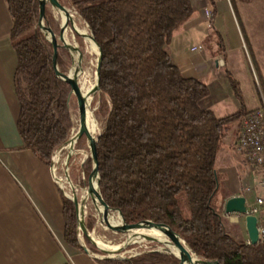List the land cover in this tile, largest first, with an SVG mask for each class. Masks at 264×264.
<instances>
[{
	"label": "trees",
	"instance_id": "obj_1",
	"mask_svg": "<svg viewBox=\"0 0 264 264\" xmlns=\"http://www.w3.org/2000/svg\"><path fill=\"white\" fill-rule=\"evenodd\" d=\"M5 1L17 57L18 133L23 148L49 166L54 150L71 132L72 88L54 71L53 46L38 26L39 1ZM67 1L89 26L102 52L93 103L103 121L98 170L107 204L119 208L127 223L152 220L175 227L200 259L264 264L262 243L237 240L215 203L221 186L215 168L221 144L231 126L240 128L249 113L237 84L229 76L240 108L217 117L200 105L210 93L208 86L183 76L165 48L192 18V0ZM44 23L58 35V22L46 9ZM56 63L60 72L67 73L66 48L57 49ZM61 195L64 239L82 249L74 204ZM86 225L89 228L92 222ZM175 260L173 254L154 248L124 258L96 259L99 264H174Z\"/></svg>",
	"mask_w": 264,
	"mask_h": 264
},
{
	"label": "crops",
	"instance_id": "obj_2",
	"mask_svg": "<svg viewBox=\"0 0 264 264\" xmlns=\"http://www.w3.org/2000/svg\"><path fill=\"white\" fill-rule=\"evenodd\" d=\"M237 8L239 29L243 26L247 31L246 37L253 53V72L243 77L245 90L238 83V91L245 100L244 110L250 112L264 108V38L258 32L264 29V0H237ZM214 11L212 19H209L211 31L208 26L204 31L200 28L206 20L199 14L195 16V7L188 21L189 30L199 28L201 38L204 37L203 32L207 33V43L201 38L197 42H186L184 38L190 33L184 26L165 48L183 76L197 78L208 86L210 93L200 101V105L212 110L217 117H223L224 104L230 97L237 100L229 76L235 82L237 79L231 70L233 49L226 46L215 28L213 22L217 7ZM11 25L6 1L0 0V264H99L96 261L98 257L65 241L61 195L65 193L54 179L50 165H45L32 151L23 148L17 129L19 103L14 89L17 57L9 38ZM211 32L218 35L216 43L220 50H208L212 42ZM198 46L202 48L191 51ZM219 51L223 54L222 64L217 58ZM234 51H237V63L246 66L248 59L242 45L236 44ZM239 131L240 128L236 127L233 134L224 138L215 166L221 177L223 194L217 204L223 215L224 204L231 197L243 196L248 205L257 197L264 201V169L251 164L245 154L238 151ZM245 188H250V191H245ZM239 189L243 192L240 193ZM259 218L264 220V204ZM236 222L240 230L245 229L244 217Z\"/></svg>",
	"mask_w": 264,
	"mask_h": 264
},
{
	"label": "water",
	"instance_id": "obj_3",
	"mask_svg": "<svg viewBox=\"0 0 264 264\" xmlns=\"http://www.w3.org/2000/svg\"><path fill=\"white\" fill-rule=\"evenodd\" d=\"M39 1V9H40V16L38 21V26L40 27L41 31L45 35L46 39L52 44L53 46V54H52V65L56 75L61 78L62 80L67 81L71 85V94L75 98V106L77 111V117L79 121V128L76 132H72V134L68 137V139L56 150L54 153L50 168L54 174V167L56 162V155L58 152L62 150L67 151V155L64 161V177L66 182L69 184L71 195L65 193V196L70 199L75 207V214H76V222H77V229L80 233L84 236L89 238L91 241L92 236L87 231L85 223H84V216L86 209H90L98 218H104L110 226L105 227L104 229H109L113 231H122V232H147V231H156L162 234H169L172 233L175 235V247L173 250H166L162 249L160 251L173 254L176 258L174 264H220L216 260H203L200 259L197 255H195L183 239L180 232L173 226L158 221L152 220H141L134 223H127L124 220V217L119 208L110 207L106 199L100 190V175L98 170L99 165V140L101 131L97 125L92 124L91 129L94 131V141H90L88 133L84 131V124L88 120V116L83 109V102L85 99V95L82 92L81 86V77L84 72L83 68V55L80 47V38L85 39V36L88 35L94 43L95 46V53H96V76L95 81L89 91L88 96H92L93 93L99 91V84H100V74H101V64H102V52L101 48L98 43L95 41L93 34L88 31L80 30L73 22L74 14L73 12L64 5L60 0H48V3L53 6V8L57 11L59 15V34L56 35L54 31L49 27L46 26L44 23L45 18V6L42 4L41 0ZM77 14V13H75ZM89 29V26L86 24ZM45 30L51 35V38H48L46 35ZM66 33H69L71 42L66 39ZM59 47L66 48L71 57L69 71L67 73H62L58 70L57 63H56V55L57 49ZM85 136L88 143V151L81 150L80 153L83 155V159L90 158V166L87 167L86 171L83 172V179L87 180L86 185L83 187V192L80 197L77 196L76 193V186L72 183L68 168H69V160L72 155L77 153L75 149L76 143L78 140ZM84 160L81 161L83 164ZM54 179L63 189L62 180L56 177L54 174ZM91 193H94L101 201L102 207L95 206L91 197ZM90 200V203L88 202ZM110 210L118 212L120 215L119 218H115L111 216ZM237 213L243 215L245 218V229L247 232V238L251 244H257L259 242L258 236V228L257 222L258 218L255 215L251 214V207L247 204L246 198L243 196H234L229 198L224 204V214H232ZM151 241H155L158 243H162L156 238H148ZM94 242V241H93ZM125 245V244H124ZM123 245V246H124ZM82 248L88 252V249L82 245ZM101 251L107 253V255L99 257V259H107V258H124L122 256H117V249H113L112 251H107L99 247ZM186 259V262H184Z\"/></svg>",
	"mask_w": 264,
	"mask_h": 264
},
{
	"label": "rangeland",
	"instance_id": "obj_4",
	"mask_svg": "<svg viewBox=\"0 0 264 264\" xmlns=\"http://www.w3.org/2000/svg\"><path fill=\"white\" fill-rule=\"evenodd\" d=\"M60 1L73 12L77 27L80 30L85 29L88 32H90L85 22L78 16V14H75L76 13L75 10L68 5V1L67 0H60ZM192 1H193L195 10H196L195 16L199 14V17L203 16V18L206 20V23L202 24L200 27L201 29H203V31L207 29V26L208 28H210V31L212 30V25H209V19H212V17H210V12H212V15H213L216 12L214 10L217 7V13L214 17L215 19H214L213 24L215 28L221 33L226 46H230L233 49V52H231L230 54L231 63H232L231 65L232 66V69H231L232 76L237 79V82H236L237 88H239V85H238L239 83L241 84L242 89L245 90L244 88H246V84L244 82L245 79L243 77L247 73L249 75L251 74V71L253 72L254 64H253V53L249 45V41L247 40V37H246L247 31L244 30L243 26H241V29H239L240 27L238 23L239 20H238L237 0H192ZM45 9L56 19L60 27L59 15L57 11L53 8V6L47 3V5L45 6ZM188 25H189V22L188 24L185 25V30L188 29V32L190 34H187L188 36H185L184 38L185 41L186 42H197V40L202 37V36H199L200 29L195 28L193 30H189L191 29V27H188ZM241 32H242V35H241ZM258 32L260 34V37L264 38V29H259ZM203 33H204V37L201 38L200 40L202 42L207 43L209 41V37L205 36L207 33L205 32ZM211 33H212L211 35L212 42L210 45H208V50H211V49L220 50L216 43L217 39H219L218 35L215 34L214 32H211ZM243 38L246 42V45L244 44ZM66 39H68L71 42L69 33H66ZM236 44L240 46L242 45L243 53H245L248 59V64L246 62V66L241 65L240 63H237L236 61L237 51H234ZM80 47H81V51L83 55V68H84V72L81 77V80H82L81 83L84 82V84L87 83V85L90 84L92 86L95 81V76H96V53L89 48L87 41H85V39L83 38H80ZM217 58H218L219 64H222L223 54L220 51L218 52ZM70 61H71V57H70ZM68 71H69V68H68ZM96 93L97 92L93 93L91 96L90 112L96 122V125L101 131L103 121L100 118V116L96 114L98 104L93 103ZM243 100H244V97H243ZM239 106L240 105H239L238 100H235L230 97V99L226 102V104H224L223 111L221 114H224V116L227 114H232L233 112L236 111L237 108L238 109L240 108ZM70 107H71V120L73 124L71 128V132H70V135H71L74 127H76L75 122L76 120H78V117L76 118L77 111H76V106H75V98L73 95H72V99L70 102ZM235 128H236V125L235 124L232 125L229 134H233L234 133L233 131ZM82 137H84L83 138L84 143L82 144L78 143L81 138L76 143L75 149L77 150V153L71 156L69 160V168H68L69 177L72 183L76 186V193L78 197H80V195L82 194L83 187L87 183V180L83 179V172H85L87 167L90 166V158L88 157L86 159H83L84 157L82 153H80L81 150L88 151L87 139L84 135ZM58 148L54 150L52 157ZM66 155H67V151L65 149L58 152L56 155L54 174L58 178H62V179L64 178L63 168H64V161H65ZM52 157H51V160H52ZM82 160H84L83 164L81 163ZM63 191L66 194L71 192L70 188L68 187L66 183H63ZM222 194H223V190L220 188L216 196L215 203L218 201V199H220ZM88 202L90 203V200ZM114 216L115 218H119V216L115 213H114ZM88 221L92 222V226L89 228L86 225ZM84 223H85L87 231L91 234L92 237L102 241V243L108 246L109 249L117 248L118 250L117 256L129 257V256L139 253L141 250L150 249V248L159 249V250L163 249V246L161 245V243H159V245H155V241H151L148 238H144L141 236L137 237L136 235L129 233V232H122V231L120 232V231L104 229L105 227L110 226V224L106 221H100L98 216L95 215L90 209H86L85 216H84ZM227 227H228V231L231 234H233V236L237 240L239 241L247 240L246 230L245 229L240 230L237 222H230L228 220ZM76 235H77V239L80 245L85 246L88 249L89 253L92 254L94 257L99 258V257L107 255L106 252L101 251L99 249L98 245H96L93 241H91L89 238H87L86 236H84L82 233L79 232V230L77 229V222H76Z\"/></svg>",
	"mask_w": 264,
	"mask_h": 264
},
{
	"label": "built area",
	"instance_id": "obj_5",
	"mask_svg": "<svg viewBox=\"0 0 264 264\" xmlns=\"http://www.w3.org/2000/svg\"><path fill=\"white\" fill-rule=\"evenodd\" d=\"M210 17H212V12H210ZM201 48L202 46L193 47L191 51ZM237 149L245 154L246 159L251 164L264 169V108L252 110L243 118L237 138ZM244 190L249 192L250 188H245ZM239 191L242 193L243 189H239ZM263 204L264 201L257 197L254 202L249 205L251 207V214L258 218L257 228L259 242H261L264 247V220L259 218ZM224 216L230 222H236L238 218L244 217L237 213L224 214ZM246 243H250L248 238Z\"/></svg>",
	"mask_w": 264,
	"mask_h": 264
},
{
	"label": "bare ground",
	"instance_id": "obj_6",
	"mask_svg": "<svg viewBox=\"0 0 264 264\" xmlns=\"http://www.w3.org/2000/svg\"><path fill=\"white\" fill-rule=\"evenodd\" d=\"M41 2H42V4L44 5V6H46L47 5V3H48V0H41ZM73 22H74V24L76 25V20L74 19L73 20ZM77 26V25H76ZM84 32L85 31H87V30H83ZM45 32H46V35H47V37L48 38H51V35H50V33L48 32V30H45ZM85 41H87V43H88V45H89V48L92 50V51H94L95 52V46H94V43H93V41L91 40V38L88 36V35H86L85 36ZM90 76V75H89ZM82 81V80H81ZM81 86H82V92H83V94L85 95V99H84V102H83V109L85 110V112H86V114H87V116H88V120L85 122V124H84V131L86 132V133H88V135H89V138H90V141H94V131L91 129V125L92 124H95L96 125V122H95V120H94V118H93V116H92V114H91V112H90V102H91V96H88L89 94V91L91 90V85L89 84V85H87V83L86 84H84V82H82L81 83ZM76 118H77V116H76ZM75 119V118H74ZM76 127H74V129H73V132H76L77 130H78V128H79V121L78 120H76ZM59 179H61L62 180V183H66L67 185H68V187H69V184L66 182V179H65V177L62 179V178H59ZM70 188V187H69ZM68 195H71V192L70 193H68ZM91 197H92V200H93V203H94V205L95 206H98V207H102V204H101V201H100V199L94 194V193H91ZM110 212H111V216H113V217H115L114 216V213H113V210H110ZM100 219V221H106L104 218H99ZM107 222V221H106ZM132 234H134V235H136L137 237H144V238H149V237H151V238H156V239H158L159 241H161L162 243H161V245L163 246V248L164 249H166V250H173L174 249V247H175V241H176V238H175V235L174 234H172V233H169V234H162V233H160V232H156V231H147V232H134V233H132ZM92 240L94 241V243L96 244V245H98L100 248H102V249H105V250H107V251H112L113 249H117V248H113V249H109L108 248V246H106L105 244H103L102 243V241H100V240H98V239H96V238H94V237H92ZM183 260H184V262H186V259H184L183 258ZM187 263V262H186ZM189 264V263H188Z\"/></svg>",
	"mask_w": 264,
	"mask_h": 264
}]
</instances>
